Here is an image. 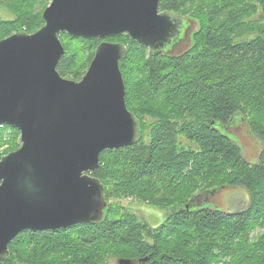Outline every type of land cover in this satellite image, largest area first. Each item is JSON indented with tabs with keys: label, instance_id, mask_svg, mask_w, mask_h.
<instances>
[{
	"label": "trees",
	"instance_id": "16d2710c",
	"mask_svg": "<svg viewBox=\"0 0 264 264\" xmlns=\"http://www.w3.org/2000/svg\"><path fill=\"white\" fill-rule=\"evenodd\" d=\"M49 1L6 0L13 19L0 18V40L41 28ZM197 2L199 12L185 10ZM159 10L198 24L189 50L154 55L127 34L102 40L59 35L65 52L56 70L73 81L82 78L101 41L126 45L120 71L140 138L100 153L92 175L108 201L102 222L23 231L0 264H264V0H161ZM242 118L261 145L255 162L244 159L229 132ZM18 148L19 132L0 126V159ZM234 187L247 193L244 209L204 205V198ZM126 199L173 211L150 228L121 205Z\"/></svg>",
	"mask_w": 264,
	"mask_h": 264
},
{
	"label": "water",
	"instance_id": "95a60500",
	"mask_svg": "<svg viewBox=\"0 0 264 264\" xmlns=\"http://www.w3.org/2000/svg\"><path fill=\"white\" fill-rule=\"evenodd\" d=\"M160 1L51 0L41 28L0 40V126L17 130L20 142L0 159V260L23 231L102 222L108 201L92 175L100 153L140 138L120 71L126 45L101 41L82 78L73 81L56 70L65 52L59 35L102 40L127 34L154 55H169L185 37L191 46L195 32L188 30L198 24L160 11Z\"/></svg>",
	"mask_w": 264,
	"mask_h": 264
},
{
	"label": "rangeland",
	"instance_id": "374dc122",
	"mask_svg": "<svg viewBox=\"0 0 264 264\" xmlns=\"http://www.w3.org/2000/svg\"><path fill=\"white\" fill-rule=\"evenodd\" d=\"M5 4L6 0H0V18L2 20H11L13 19V15L10 13L7 4ZM199 5L200 3L197 2L196 6L192 7L188 3L187 5H185V10H189L188 12L190 13L194 10L195 12H199ZM205 7L206 6H201V12H204ZM189 29L190 30H188V33L194 32V30L196 29V24L192 22ZM185 38L181 42L177 43V45H175L173 49L168 52V54L178 55L184 52L190 46L189 38ZM85 70V68H81V71ZM65 79L71 80V77L67 76L65 77ZM245 121L246 120L242 118L237 123L235 122L232 126H230L229 132L235 135L237 142L240 145L241 152L243 151L242 155H244V159L248 162H255L261 151V145L252 136ZM232 134H229V137L234 139V136ZM203 200L205 202L204 205H206L208 208L226 212L242 210L248 204L247 193L243 188L240 187L221 189L215 195L206 197ZM120 203L122 206L128 207L129 212L135 214L140 222L146 223L150 228H156L160 226L165 218L171 213V211H173V209L170 208L155 209L140 201L132 199L121 200ZM256 234L257 231L253 232V236H255ZM106 264H112V262L109 260Z\"/></svg>",
	"mask_w": 264,
	"mask_h": 264
},
{
	"label": "flooded vegetation",
	"instance_id": "af4514ba",
	"mask_svg": "<svg viewBox=\"0 0 264 264\" xmlns=\"http://www.w3.org/2000/svg\"><path fill=\"white\" fill-rule=\"evenodd\" d=\"M191 26V25H190ZM109 261V260H108ZM111 262H112V264H117V259H111L110 260ZM143 261H146V260H142V262ZM141 261H136V262H134V261H132V264H141L142 263ZM107 262H105V264H106Z\"/></svg>",
	"mask_w": 264,
	"mask_h": 264
}]
</instances>
